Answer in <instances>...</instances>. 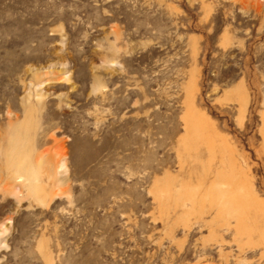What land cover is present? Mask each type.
I'll use <instances>...</instances> for the list:
<instances>
[{"label":"rangeland","instance_id":"374dc122","mask_svg":"<svg viewBox=\"0 0 264 264\" xmlns=\"http://www.w3.org/2000/svg\"><path fill=\"white\" fill-rule=\"evenodd\" d=\"M0 264H264V0H0Z\"/></svg>","mask_w":264,"mask_h":264},{"label":"bare ground","instance_id":"6f19581e","mask_svg":"<svg viewBox=\"0 0 264 264\" xmlns=\"http://www.w3.org/2000/svg\"><path fill=\"white\" fill-rule=\"evenodd\" d=\"M16 183H22V180H21V178L20 177H18L17 179H16Z\"/></svg>","mask_w":264,"mask_h":264}]
</instances>
